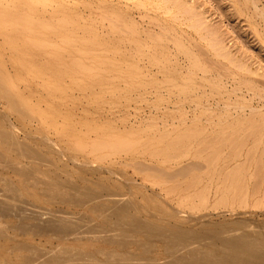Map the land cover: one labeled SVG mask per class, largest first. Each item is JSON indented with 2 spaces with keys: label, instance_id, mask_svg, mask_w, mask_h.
<instances>
[{
  "label": "rangeland",
  "instance_id": "1",
  "mask_svg": "<svg viewBox=\"0 0 264 264\" xmlns=\"http://www.w3.org/2000/svg\"><path fill=\"white\" fill-rule=\"evenodd\" d=\"M259 1L260 7H264V0ZM74 3L86 21L93 17L100 19L105 14V23H108L115 16L121 22L134 24L141 32L154 35L152 37L161 34L173 43L181 42L201 59L207 72L200 71L194 76L189 74L191 81L186 82L190 78L187 76L189 63L184 55L179 57L182 71L172 76L158 74L157 69L141 65L145 75L137 83L147 85V89L137 88L138 92L132 79L127 76L116 78L109 65H102L97 45L80 42L83 33L72 34L73 37L54 42L47 31H28L16 25L14 17H0V88H3L0 89V134L10 131L14 136L12 142L7 140L3 143L0 140V157L3 165L8 166L0 168V196L10 197L12 190H17L14 192L20 197L18 199H24L35 208L62 211L66 216L70 214L76 218L81 215L79 218L84 219L83 224L104 225V219L98 217L99 214L92 208L97 205L101 209L108 204L105 200L81 208L61 204L59 200L52 198L58 191L59 196L67 197L69 188L64 186L68 184V187H86L98 193L107 189L106 195H118L121 199L124 197V200L131 201L134 209L130 214L140 215L143 219L163 225H183L197 229L203 224L249 222L258 224L260 228L264 227V24L250 5V0H76ZM98 33L111 39L107 35V28ZM125 39V34L120 33L116 35L114 42L116 46H120L122 41L127 44ZM173 43H169V46L174 53ZM116 46L112 43L110 47ZM151 83L156 87L150 88ZM183 85H188L191 90L182 92L179 87ZM238 90L241 92H237ZM143 92L145 98L141 97ZM8 93L10 97H7ZM9 99H12V103ZM160 100L164 101L159 102ZM232 104H236L235 107ZM254 108H259L257 113ZM236 109H239L238 112ZM260 123L262 125L257 128L256 125ZM118 139L120 143L127 139L125 142H128L129 150L125 148L126 151H116L117 153L111 151L112 148H118L116 145L114 147V144H118ZM233 139L239 143H236V149L242 154L236 159L238 161L229 157L232 154ZM96 140L99 145L101 142L108 143L109 146L110 143H115L109 147L110 150L95 151L93 146L97 145L95 148L99 150L105 145L98 146ZM16 142L26 147L28 152H38V156L43 155L41 157L48 158L49 163H52L49 164L47 159H40V156L39 162L18 156L14 149L21 146H17ZM208 144L212 147L207 146ZM76 145L83 149L84 146L87 147L86 150L79 151L80 148ZM215 149L219 150L221 159L211 160L213 157L210 156L214 155ZM207 159L213 162L210 163ZM9 162L16 169H10ZM208 162L213 165L210 166ZM258 165L262 166L261 172L257 171ZM24 168L36 173L32 178L37 179L39 175V186H33L32 181L27 182L28 178L21 174ZM233 169L239 171L235 179L231 177ZM213 171L215 172L212 173ZM257 172L261 179L256 176ZM225 175L228 176L227 179ZM223 178L226 179L225 185L221 182L224 181ZM256 179L260 183L259 187L254 186L257 184ZM66 180L70 182L66 183ZM54 181L55 186H52ZM59 181L60 186L57 185ZM63 183L65 185L61 186ZM243 184L247 186L245 192L241 191L244 189ZM238 185H241L239 191ZM43 189L50 194L47 196ZM130 214L124 213L123 216L129 217ZM18 221L15 217H0V260L8 259L10 264L28 255L27 251L16 250L23 245L47 251L57 247L77 250L96 256L98 261L104 260V255H99L103 252H120L118 246L90 237L79 241H62L53 236L34 233L22 235L16 227ZM26 225L32 227L34 222L27 221ZM261 233L264 235V232ZM128 250L136 251L135 245H130ZM161 253V244L157 243L153 254L160 256Z\"/></svg>",
  "mask_w": 264,
  "mask_h": 264
},
{
  "label": "bare ground",
  "instance_id": "2",
  "mask_svg": "<svg viewBox=\"0 0 264 264\" xmlns=\"http://www.w3.org/2000/svg\"><path fill=\"white\" fill-rule=\"evenodd\" d=\"M75 1L76 0H0V17L12 16L16 19V25L21 26L23 29L28 30V31H34V30H36V31H39V30L40 31H47L51 34V38L54 42L60 41L61 39H64V38L68 39L69 37H73L72 34H78V33L82 34L83 33V35L80 38V42L82 44H92V45L95 44V45H97L99 48V59L101 60L102 65H104V66L109 65L111 67L110 70L115 72L116 78H121V76H127L130 79H132L134 81V88L135 89L145 88L147 86V85L145 86L144 84H142L140 82L137 83V81L142 80L143 78H141V77H144V75H145L143 70L141 69V65H147L149 68L157 69L158 74H162V75H166V76H169V75L172 76V75H175V74L182 71V70L180 71V64H179V57H181L182 55L185 56V58L188 60V63H189V72L187 71L188 72L187 76H189L190 78L186 82L191 81L190 75L194 76L197 74V72H200V71L203 73L207 72V68L201 62V59L199 57H197L194 53L190 52L189 49H187L183 44H181V42L179 43V41L176 40L177 42L173 43L169 40V38L167 36H163L161 34H157V36L152 37L154 35L151 36L147 32H141L137 26H134V24H130V23L125 22V21L121 22L115 16H112L113 18L110 17L111 19L108 18L109 19L108 23H105V20H107V17L105 14H103L100 17V19L93 17L91 20L86 21L84 19V17L81 16V14L78 12V8H77L78 6L76 3H74ZM125 3H126V1H125ZM260 3L261 2L259 0H250V5L254 9L255 13L258 16H260V18L262 19V22L264 24V7H260L261 6ZM129 7H130V5H129ZM114 18H116V20ZM106 28L108 29L107 35L111 36V39H106L105 37H102V35L100 33H98L99 30L105 31ZM155 30H156V28H155ZM120 33L125 34V36H126L125 41L127 42V44H124L125 42H123L121 40L122 44L120 46H116V44L114 42L115 37L117 34H120ZM165 33L167 34L166 31H165ZM91 34H92V36H91ZM38 43H39V41H38ZM112 43H114V45L116 47H110L112 45ZM169 43H173L174 49L173 48L172 49L174 50V53H173V51H171V49H170L171 46H169ZM123 44L125 46H122ZM112 48H114L115 50ZM218 57H220V56H218ZM184 62H186V61H184ZM212 64H213V62H212ZM185 65H187V64H185ZM147 66H146V68H148ZM222 69H221V71H222ZM146 75H148V74H146ZM203 75L204 74H202V76ZM207 75H208V73H207ZM213 75H215V74H213ZM205 76H206V74L204 75V77ZM230 77H232V76H230ZM226 79H224V80H226ZM111 80H112V78H111ZM250 82H251V80H250ZM162 84H164V83H162ZM0 85H2V84L0 83ZM95 86H98V85H95ZM149 86H150V88L156 87L152 83L149 84ZM227 86H229V85H227ZM172 87L177 88L176 86H172ZM91 88L92 87H90V89ZM232 88L234 89V87H232ZM0 89H3V88H0ZM126 89H129V88H126ZM146 89L147 88H145V90ZM179 89L182 92H187L188 90H191L188 85H183V86L179 87ZM259 89H261V88L259 87ZM226 90L228 91L229 89H226ZM246 90H247V88H246ZM158 91H159V89H158ZM199 91H201V90H198V92ZM224 91H225V89H224ZM138 92H140V91L138 90ZM154 92H155V90H154ZM231 92L233 93V90H231ZM237 92H241V91L238 90ZM237 92H236V94H237ZM247 93H248V91H247ZM123 94L126 95L127 93H123ZM144 94H145V92H143V94H141V97ZM153 95H155V94H153ZM218 95H219V93H218ZM6 96H7V94H6ZM10 96L11 95L8 93L7 97H10ZM248 96L249 95H247V97ZM258 96L259 95H257V97ZM3 97L6 98L5 95ZM143 97L145 98V96H143ZM148 97H150V96H148ZM163 97H165V96H163ZM176 98H179V96ZM221 98H222V96H221ZM120 99H121V97H120ZM137 99H138V97H137ZM147 99H149V98H147ZM185 99H186V96H185ZM158 100L159 99H157V102H158ZM9 101L12 103V99L11 100L9 99ZM14 101L15 100H13V102ZM163 101L160 100L159 102H163ZM172 101H173V99H172ZM10 102H7V103H10ZM148 102H149V100H148ZM167 102H169V101H167ZM188 102L193 103L192 101H189V100H188ZM214 102H215V99H214ZM237 102L239 103V101H237ZM258 102L259 101H257V103ZM168 105L171 106L170 103ZM177 105H178V103H177ZM216 105H217V103H216ZM235 105L232 104V107H235ZM238 105H240V104H238ZM260 105H261V103H260ZM198 106H199V104H198ZM224 106H226V105H224ZM228 106H226V107H228ZM162 107H163V105H162ZM153 108H156V107H153ZM247 108L249 110V107H247ZM259 108H261V107H259ZM259 108L253 109L255 111V113L258 112ZM175 109H177V108H175ZM224 109L225 108H223V110ZM238 110L236 109L235 111L238 112ZM250 112H253V111H250ZM184 114H186V112H184ZM27 116H30V115H27ZM240 117H241V115H240ZM262 117L264 119V115ZM254 119H255V117H254ZM182 122H184V121H182ZM262 123H264V122L262 121ZM259 125H262V124L261 123L257 124L256 127L258 128ZM262 126L264 127V124ZM250 132H251V130H250ZM211 135H212V133H211ZM227 135H229V134H227ZM251 135L253 137V134H251ZM12 136H13V134L10 133V131H6V132L4 131L2 134H0V140H2L3 143L6 142L7 140L8 141L10 140V142H12V141H14V138H13L14 136L13 137ZM233 136H234V134H233ZM255 136H256V132H255ZM38 137H39V135H38ZM185 137H184V139L187 140V138H185ZM247 137H248V135H247ZM39 138H41V137H39ZM182 138H180V139H182ZM227 139H228V137H227ZM235 139H233V140H235ZM240 139L243 140L242 137ZM246 139H245V141H246ZM225 140H226V138H225ZM233 140H232V142L230 141L232 143L233 147H232V154L230 153L229 157L231 156L232 160H236L239 157H241L242 154H240V152H239L240 150L237 151V149H236L237 148L236 143L237 144H239V143L236 142V140L235 141H233ZM253 140H255V139H253ZM117 141H119V139L116 140V142ZM125 141H121L122 143H120V141L118 142V144L120 143L119 145H121V144L124 145V146H122V145L120 146L122 149H120V147L117 143L114 144L115 141L113 143H110V146H109L108 143H104L105 144L104 145V144H102V142L99 145L97 140H96V143L98 144V146L101 147V145H104V148L102 146L101 148H99V150L98 149L96 150L95 147L97 145L95 147L93 146V148L95 149V151H101V150H105V149L110 150L111 148H109V147L113 146V144H114V147L116 145L118 148L117 149L112 148L111 151L114 150L115 151L114 153H117L116 151L121 152V150L124 151L125 148H126V150L127 149L129 150L128 142H125ZM211 141H213V139H211ZM221 141H224V140H221ZM123 142H125V143L123 144ZM230 142H228V144H230ZM16 143L18 144V142H16ZM99 143H100V141H99ZM106 144H108L109 149L107 148ZM125 144H127V146ZM256 144L258 146V142ZM79 145H81V144H79ZM135 145H137V144H135ZM223 145H224V143H223ZM17 146H21V147H19V149L15 148L16 150L14 149V151L17 153L18 156H22L24 159H27L28 161L39 162L38 161L39 156H40V159L41 158H42V160L44 159V157H41L43 155H39V156L37 155L38 152L37 153H30V152H28L26 147H22V145H20V144H18ZM78 146L76 145V147L79 149L80 146L79 147ZM81 146H83V145H81ZM129 146L131 147L130 144H129ZM207 146H209V144ZM221 146H222V144H221ZM85 147H87V146H84V149L80 148L79 151H81L82 149L86 150ZM209 147H212V146H209ZM72 148L77 149L75 147H72ZM93 148H92V151H93ZM241 148H243V147H241ZM245 148H244V150H245ZM10 149L13 150V148H10ZM223 149H222V151H223ZM249 150H251L250 147H249ZM254 150H256V148ZM66 151H67V149H66ZM66 151H64V152H66ZM258 151H259V149H258ZM70 153H72V152H70ZM213 153H214L215 157H214V155L210 156V157H213L211 160H214V158H215V160H218V158H220L219 150L215 149V151ZM105 154L106 153H104V155ZM260 156H262V155H260ZM263 156H264V154H263ZM46 159L49 163L50 161L48 160V158H45L44 160H46ZM75 159H77V158H75ZM100 159H101V157H100ZM100 159H98V160L100 161ZM42 160H41V162L43 163ZM211 160L207 159L206 161H210V163H211V162H213ZM258 160H260L259 157H258ZM236 161H238V160H236ZM2 162H3L2 157H0V168H3V166L8 167L6 165H3ZM6 162H7V160H6ZM41 162L39 164H41ZM78 162L79 161H77V164H78ZM51 163H49V164H51ZM210 163L208 162V164H210ZM215 163H216V161H215ZM244 163H245V161H244ZM258 163H259V161H258ZM10 164L11 163L9 162V165ZM29 164L30 163H28V165ZM75 164H76V162H75ZM87 164H85V165H87ZM241 164L243 165V163H241ZM247 164H248V162H247ZM253 164H254V162H253ZM7 165H8V162H7ZM212 165L213 164H210V166H212ZM210 166H207V168L209 167V169H210L211 168ZM9 167H10V169L11 168L16 169L15 166H12V165H10ZM101 167H102V165H101ZM103 167H105V166H103ZM261 167H262L261 165L257 166V168L259 170L262 169ZM19 170H21V169H19ZM29 170H30V168H29ZM103 170H104V168H103ZM106 170H107V168H106ZM109 170L111 171V169H109ZM213 170H215V169H213ZM229 170H231V169H229ZM256 170L257 169H255V172H256ZM259 170H257V171L261 172V170L260 171ZM30 171H28L24 168L23 170H21V174H23L25 177L28 178L27 182L32 181V185L36 186L37 182L39 181L38 180L39 175L37 176V179L32 178V176L34 177V175L36 173L34 174L33 170H30ZM227 171L225 172L226 174H227ZM107 172H108V170H107ZM114 172H115V170L112 171V174ZM214 172L215 171H213L212 173H214ZM241 172H242V170H240V174H241ZM258 172H257L258 175H256V176H258V178L261 179L262 177L261 178L259 177ZM185 173H186V171H185ZM232 173L233 174H231L232 175L231 177L234 178L235 176H237V174H239V171L238 170L234 171V169H233ZM242 176H245V175H242ZM226 177H228V176L225 175V178ZM45 179H47V178H45ZM79 179L81 180L82 178H79ZM226 179L223 178L222 180H224V181H221V182H223L224 185H225L224 182L226 181ZM236 179H238V178H236ZM257 179L255 180L256 181L255 183H257L259 185L255 184L254 182H253V184H255L254 186L259 187L260 183L257 181ZM42 180H44V179H42ZM49 180H51V178ZM218 180H219V178H218ZM242 180L243 179H241V181ZM83 181L87 182V180H83ZM232 181H233V179H232ZM259 181H261V180H259ZM55 182L56 181L53 182L52 186H55L54 185ZM65 182L67 183L70 181L66 180ZM90 182H92V180ZM236 182H237V180L235 181V183ZM58 183L61 184V182L60 181L57 182V185L60 186V184H58ZM235 183H234V185H235ZM244 183H246V182H244ZM43 184H45V182H43ZM63 185H65V184L63 183L61 186H63ZM236 185H237V183H236ZM241 185H242V183H241ZM246 185H247V183H246ZM12 186L13 185H11V187ZM69 186L70 187H68V184L64 186L66 188H69V193H68L67 197L59 196L58 195L59 191H58L57 194H55V193L53 195L51 194L52 198L59 200L58 202L61 204H65V205L70 204V206L72 205L74 207H81V208L88 207L90 203L98 202L99 200H105L108 204H106L104 206L102 205L103 207L101 209L97 208V205H96V207L92 208V210L95 213L99 214L98 217H100L101 219H104V222H103V223H105L104 225L98 226V225H95V224L93 225L90 223L89 224H83L82 221L84 219L83 218H82V220L80 219L81 215L79 216L80 218L79 217L76 218V216H73V215L70 216V214H68L70 216V218H68L67 217L68 215L66 216L65 213L62 211H51L49 209H43V208L40 209V207L35 208L34 205L27 203V201L25 202L24 199H22V201L20 199H18L19 196L17 197L16 193L14 192V191L17 192V190H12L13 191L12 196H10V197H9V195L0 196V217H6V218L15 217V218H17L19 220L18 221L19 224L18 225L16 224L17 225L16 227L21 232L22 235H27L28 233H34V234H39V235L53 236L56 239L62 240V241L70 240V239L75 240V241H79V240L86 239L87 237H90V238H93V239H96L99 241H103L104 243L116 245L119 247L120 252L117 253V252L112 251V252H107V253L103 252L102 253V251H101L102 254H99V255H102L101 257H103V255H104V260L98 261L96 256L83 254L82 252H79L77 250H68V249H64L62 247H57L51 251H47V250L39 249L36 247H30V246L27 247L26 245L25 246L23 245L22 247H19V249L17 248L16 250L17 251L23 250L25 252L27 251L28 255L25 256L24 258H18L16 260V263L14 262V264H264V235L261 233V232H264V227L260 228V227H258V224L254 225V224H250L249 222H240V223H235V224H228L227 223L226 225L203 224L202 226H200L197 229L187 228V227H184L183 225H173V226L163 225L162 223H159L157 221H151L148 219H143V217H141L140 215L135 216L133 214L134 215L133 216L132 214H130L131 213L130 211H132L134 209V205L131 204V201L128 202V201H126L127 199L124 200L123 199L124 197H122V196H121L122 197V199H121L118 195L108 196V195H106L107 189L106 190L102 189L101 192L98 193V192H96V190L94 191L90 188H86L85 186H84L85 188H77V187L71 186V185H69ZM101 186L99 185V187H101ZM240 186L239 185L237 186L238 191L240 189L239 188ZM254 186H252V187H254ZM246 187L244 185V189H242L241 191L242 192L247 191ZM257 187H255V188H257ZM5 188H7L6 184H5ZM55 188H57V187H55ZM13 189H15V188H13ZM230 189H231V187H230ZM8 190H10V189H8ZM8 190H7V193H8ZM251 190H254V189L251 188ZM43 191H45V190L43 189ZM238 191L236 193H238ZM256 191H257V189H256ZM41 193H42V191H41ZM45 193H46V191H45ZM48 194H50V192ZM48 194L46 193L47 196H48ZM225 201H227V200H225ZM216 202L218 203L219 201H216ZM216 204H214V205H216ZM99 205H101V204H99ZM216 206H219V205H216ZM124 213H125V215L130 214L131 216H129V217L123 216ZM146 213H147V211H146ZM165 219H167V218H165ZM30 220L34 222V225L32 227L27 226L28 224L26 225V222L30 221ZM200 221H201V219H200ZM198 222H199V220H198ZM0 232H1V230H0ZM3 234H5V233H3ZM1 236H2V234L0 233V238H2ZM137 237L139 238L138 240H134V241L130 240L131 238L137 239ZM157 243L161 244L162 253L160 256H162V258H160L159 255L153 254L155 251ZM130 245L131 246L135 245L136 251H129L128 248ZM107 251H108V249H107ZM0 264H10V263H9V260L6 259L4 261L0 260Z\"/></svg>",
  "mask_w": 264,
  "mask_h": 264
}]
</instances>
